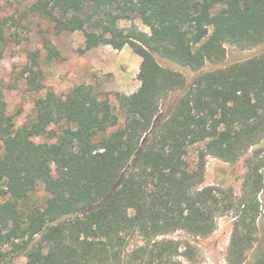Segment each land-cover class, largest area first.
<instances>
[{
    "label": "trees",
    "instance_id": "trees-1",
    "mask_svg": "<svg viewBox=\"0 0 264 264\" xmlns=\"http://www.w3.org/2000/svg\"><path fill=\"white\" fill-rule=\"evenodd\" d=\"M29 12L82 32L81 53L129 46L140 87L115 94L120 115L92 85L47 92L22 126L0 90V264H187V242L159 238H208L230 213L227 263L264 264V52L231 59L264 47V0H36ZM133 19L149 33L119 26ZM17 25L0 16V61L28 42ZM39 60L23 67L33 93ZM206 157L244 160L238 198L221 180L203 186Z\"/></svg>",
    "mask_w": 264,
    "mask_h": 264
},
{
    "label": "rangeland",
    "instance_id": "rangeland-1",
    "mask_svg": "<svg viewBox=\"0 0 264 264\" xmlns=\"http://www.w3.org/2000/svg\"><path fill=\"white\" fill-rule=\"evenodd\" d=\"M35 1L0 0V16L14 18L18 22V27L13 28L12 32L28 38V42L19 45L10 44L4 58L0 61V90L5 96L8 113L14 116L16 125L22 126L34 118V102L44 97L47 92L64 96L71 88L81 84L92 85L98 94L108 97L115 112L120 115L115 94L131 95L138 90L140 83L137 75L141 63L140 57L135 55L129 46H125L122 50L100 46L81 53L80 50L84 47L83 33H56L49 20L30 14L29 8ZM133 25L149 33V29L140 19L119 23L122 28ZM45 38L59 50L61 59H48L43 45ZM35 51H39L40 66L44 75V90L39 93L27 90L23 76L27 55ZM263 52L264 47L243 52L233 51L231 59L245 60ZM198 148L202 146L190 149L187 159L189 164L196 161ZM245 171L244 160L236 165H230L218 159L206 157L203 186H216L215 184L221 180L225 185L224 188H231L233 197L238 198ZM232 217L230 213L218 218L216 229L208 238H194L179 231L159 239L187 242L189 247L181 248V251L186 252L191 258L187 264H228L227 252L232 232ZM141 240L140 237L133 238L130 246L140 245ZM14 261L17 264L26 262L23 257H17Z\"/></svg>",
    "mask_w": 264,
    "mask_h": 264
}]
</instances>
